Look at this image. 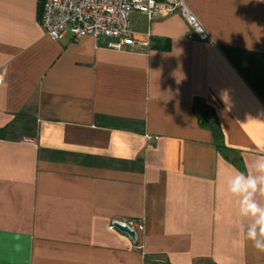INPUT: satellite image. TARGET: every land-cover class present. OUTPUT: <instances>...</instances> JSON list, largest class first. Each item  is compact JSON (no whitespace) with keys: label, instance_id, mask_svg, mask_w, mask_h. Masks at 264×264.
<instances>
[{"label":"crops","instance_id":"crops-1","mask_svg":"<svg viewBox=\"0 0 264 264\" xmlns=\"http://www.w3.org/2000/svg\"><path fill=\"white\" fill-rule=\"evenodd\" d=\"M44 1L0 0V264H264L226 183L264 156V0H184L206 41L132 12L122 50Z\"/></svg>","mask_w":264,"mask_h":264},{"label":"built area","instance_id":"built-area-1","mask_svg":"<svg viewBox=\"0 0 264 264\" xmlns=\"http://www.w3.org/2000/svg\"><path fill=\"white\" fill-rule=\"evenodd\" d=\"M132 12L140 13L148 20L178 13L188 26L187 40L208 39L207 33L184 0H45L41 8V24L52 40L62 38L67 32L72 40L83 35L106 37L110 40L109 48L122 50L135 43L129 22ZM115 223L127 225L136 233L130 224L118 220L111 222V230L115 229ZM140 248L137 246V249Z\"/></svg>","mask_w":264,"mask_h":264},{"label":"clouds","instance_id":"clouds-1","mask_svg":"<svg viewBox=\"0 0 264 264\" xmlns=\"http://www.w3.org/2000/svg\"><path fill=\"white\" fill-rule=\"evenodd\" d=\"M247 174L237 172L227 178V191L242 197L240 214L251 216L255 223L247 229V238L260 252H264V207L253 198L257 192L264 195V156L258 157Z\"/></svg>","mask_w":264,"mask_h":264},{"label":"trees","instance_id":"trees-1","mask_svg":"<svg viewBox=\"0 0 264 264\" xmlns=\"http://www.w3.org/2000/svg\"><path fill=\"white\" fill-rule=\"evenodd\" d=\"M200 110H202V113L200 115L201 122L212 127L215 123L214 117L211 115V108L206 105H203L200 107Z\"/></svg>","mask_w":264,"mask_h":264},{"label":"water","instance_id":"water-1","mask_svg":"<svg viewBox=\"0 0 264 264\" xmlns=\"http://www.w3.org/2000/svg\"><path fill=\"white\" fill-rule=\"evenodd\" d=\"M154 42L157 44L158 40H154ZM114 226L117 230L128 235L131 239H135V232L131 230L127 225L115 223Z\"/></svg>","mask_w":264,"mask_h":264}]
</instances>
